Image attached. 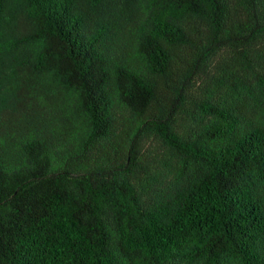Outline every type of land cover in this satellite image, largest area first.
Wrapping results in <instances>:
<instances>
[{"label":"trees","instance_id":"obj_1","mask_svg":"<svg viewBox=\"0 0 264 264\" xmlns=\"http://www.w3.org/2000/svg\"><path fill=\"white\" fill-rule=\"evenodd\" d=\"M0 264H264V0H0Z\"/></svg>","mask_w":264,"mask_h":264}]
</instances>
